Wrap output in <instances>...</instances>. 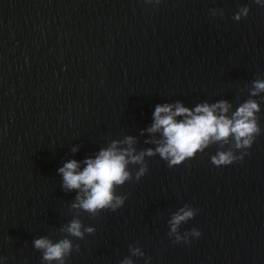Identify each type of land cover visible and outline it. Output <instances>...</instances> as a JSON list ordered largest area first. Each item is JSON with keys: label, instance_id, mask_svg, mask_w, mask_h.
<instances>
[{"label": "water", "instance_id": "obj_1", "mask_svg": "<svg viewBox=\"0 0 264 264\" xmlns=\"http://www.w3.org/2000/svg\"><path fill=\"white\" fill-rule=\"evenodd\" d=\"M244 6L250 14L236 22ZM258 80L264 8L254 0H0V264H44L33 241L59 240L76 218L96 233L74 240L80 250L67 264H121L131 247L145 253L134 264H264ZM249 100L262 133L243 162L212 164L233 142L174 168L146 157L148 173L137 182L139 165H130L133 179L117 189L127 197L118 211L94 218L71 207L78 193L63 189L59 168L72 159L83 166L129 136L137 153L154 150L163 139L148 132L157 105L226 101L231 116ZM186 204L198 215L181 234L202 236L177 244L169 221Z\"/></svg>", "mask_w": 264, "mask_h": 264}, {"label": "clouds", "instance_id": "obj_2", "mask_svg": "<svg viewBox=\"0 0 264 264\" xmlns=\"http://www.w3.org/2000/svg\"><path fill=\"white\" fill-rule=\"evenodd\" d=\"M145 2L159 6L161 0ZM254 3L264 8V0H254ZM210 11L213 17H224L222 9ZM250 11L247 6L240 7L233 19L240 22L249 16ZM254 88L255 91L251 93L253 96L264 92V81H256ZM230 108L231 105L226 101L214 105L201 104L194 110L180 102L175 105H157L153 113L154 123L148 132L162 133L163 139L155 141L157 147L154 150L149 148L137 153V141L129 136L123 141H112L110 146L101 149L95 158L85 159L83 166L75 159L65 162L58 170L63 178L62 187L66 192L78 193L76 202L71 207L77 213L86 212L94 218L104 211H118L125 205L127 197L118 195L117 189L133 179L130 165H139L135 174L137 182L148 173L146 157L158 155L170 168H174L195 159L213 143L233 142L232 147L213 155L211 162L218 168L243 162L245 156L250 155L248 150L262 133L256 116L260 108L257 102L249 100L229 116ZM78 150L73 148V152ZM197 215L198 210L191 205L186 204L180 208L169 221V237L174 238L177 244L190 243L192 237L200 238L202 233L195 228L183 234L180 231L182 225L195 219ZM60 231L64 235L59 240L42 237L33 241L35 249L42 253L44 264H67L72 253L80 250L79 244H75L74 240H83L86 234L96 233L95 228L85 227L79 218L73 219ZM130 252L131 257H145L144 251L139 247H131ZM131 257L122 260L121 264H134ZM146 264H151L150 259H146Z\"/></svg>", "mask_w": 264, "mask_h": 264}]
</instances>
